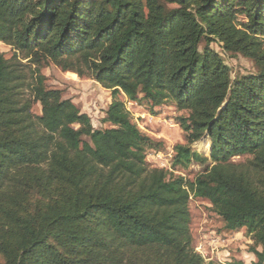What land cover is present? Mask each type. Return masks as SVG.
Here are the masks:
<instances>
[{"label":"trees","instance_id":"obj_1","mask_svg":"<svg viewBox=\"0 0 264 264\" xmlns=\"http://www.w3.org/2000/svg\"><path fill=\"white\" fill-rule=\"evenodd\" d=\"M0 43V264H223L194 246L192 199L264 264V0H0ZM48 64L111 92L106 128L47 85ZM121 94L173 110L170 169Z\"/></svg>","mask_w":264,"mask_h":264},{"label":"rangeland","instance_id":"obj_2","mask_svg":"<svg viewBox=\"0 0 264 264\" xmlns=\"http://www.w3.org/2000/svg\"><path fill=\"white\" fill-rule=\"evenodd\" d=\"M212 47L225 57L226 63L234 72L245 73L253 69L248 60L242 57L226 58L217 44H213ZM10 50L9 46L0 43V53L10 55ZM42 74L46 77L48 86L61 90L64 98L72 100L82 113L91 118L95 129L107 127L103 119L111 103L109 90L95 80L81 79L76 74L62 72L53 64L43 68ZM120 99L125 101L127 109L133 114L140 129L161 144L160 149L149 152L150 165L170 169L175 148L184 143L185 136L173 118L170 119L174 116L173 110L161 108L160 115L154 116L149 113L146 105L130 101L123 94L120 95ZM34 112L41 114L40 105L34 108ZM193 147L200 154L209 155L210 153V143L207 140L196 143ZM201 168V163H192L189 170L197 171ZM176 173L182 174L184 171L178 168ZM209 209L208 202L196 199L190 202L191 232L196 250L207 261L214 260L223 264H231L234 260L243 261L245 264L257 263L258 259L252 251L255 248L254 242L247 235L246 230H242L237 235L228 236L223 232V222ZM258 250L261 251V248L258 247Z\"/></svg>","mask_w":264,"mask_h":264},{"label":"built area","instance_id":"obj_3","mask_svg":"<svg viewBox=\"0 0 264 264\" xmlns=\"http://www.w3.org/2000/svg\"><path fill=\"white\" fill-rule=\"evenodd\" d=\"M131 104V103H130Z\"/></svg>","mask_w":264,"mask_h":264}]
</instances>
